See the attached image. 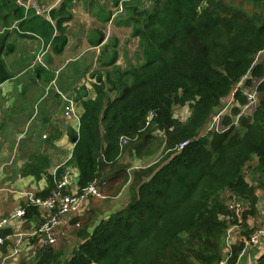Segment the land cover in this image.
I'll return each instance as SVG.
<instances>
[{
	"label": "trees",
	"instance_id": "obj_1",
	"mask_svg": "<svg viewBox=\"0 0 264 264\" xmlns=\"http://www.w3.org/2000/svg\"><path fill=\"white\" fill-rule=\"evenodd\" d=\"M168 1L152 3L153 15L163 17L160 20L167 33L159 26H150L146 20L137 21L135 38L140 39L143 61L122 72L113 84L114 89L120 85L118 94L106 108L93 106L83 118L90 125L104 113L101 118L105 131L109 126L106 118L116 121L118 127L109 135L103 134L101 140L95 135L98 128L95 127L89 142L81 143L76 151L78 185L84 188L94 179H104L106 184L116 185L114 192L124 185L128 177L125 167L112 168V173L104 178L102 174L110 166V151L115 149L119 135L137 136L132 142L136 152L150 153L153 131L161 132L166 147L174 152L153 173L148 168L137 174V178L144 175L147 178L138 183L136 195L123 209L99 220L65 260L60 259L61 249L52 252V256L41 249L35 264H103L111 252L110 242L128 233L132 240L118 246L119 264H220L227 228L222 217L228 212L220 191L230 190L255 209L256 189H264V97L253 117L239 118L244 127L242 132L235 131L230 116L225 114L220 118V130L210 131L208 138H196L203 122L221 106L220 101L241 74L243 59L237 56L235 48L239 38L210 4L198 14V0L188 1L190 6L175 2L173 7H167ZM23 10L16 8L14 14L20 15ZM25 12L38 15L33 8ZM248 29L253 33L247 36L242 49L254 53L264 47V28L248 26ZM173 45L175 48L169 51ZM241 96L245 101V94ZM176 104L189 106L190 114L183 122L174 118L172 109ZM149 111L154 116L146 125ZM238 111L233 108L231 115ZM114 134L116 137H112ZM183 141L186 144L178 150ZM252 159L256 163L247 167ZM247 168L253 171L250 180L245 174ZM166 197L175 205L152 237L158 246L145 249L140 256L133 241L146 237V221L158 209L157 201L165 203ZM182 205L181 211L176 212ZM243 248V243L231 246L228 264L237 262ZM253 264H264V250Z\"/></svg>",
	"mask_w": 264,
	"mask_h": 264
},
{
	"label": "crops",
	"instance_id": "obj_2",
	"mask_svg": "<svg viewBox=\"0 0 264 264\" xmlns=\"http://www.w3.org/2000/svg\"><path fill=\"white\" fill-rule=\"evenodd\" d=\"M30 1L36 3V0ZM40 1L46 12L37 16L25 12L32 7L23 6L25 11L17 16L13 10L0 11V221L20 208L25 210L21 219L10 218L6 228L0 230V236L7 237L5 244L0 245V264L36 263L44 248L38 246L35 231L43 222L44 214L30 203L31 198L44 199L56 188L65 172L69 177L67 186L74 190L80 188L77 149L81 143L89 142L95 127H98L95 135L99 140L118 127L116 121L106 118L109 126L105 131L101 118L104 113L90 125L83 118L93 106L106 108L119 91L120 85L114 89L113 84L122 72L135 67L134 61L124 68L117 64L118 43L110 44L105 34L108 26L116 27L113 16L107 13L106 6L104 19H101V12L95 17L101 9L100 0H89L83 5L90 13L89 19L73 6L77 0ZM130 21L125 18L123 24L130 27L135 38ZM109 45L117 47L104 59ZM96 64L109 69L93 71ZM68 65L70 68L66 70ZM148 113L146 125L152 119H147ZM176 118L181 122L185 119ZM219 126L220 118L218 130ZM136 137L124 134L116 137L115 149L110 151V166L102 172L104 178L112 173V168L125 167L128 177L124 185L114 192L111 201L101 203L102 192L112 185L106 184L104 179L91 181L99 187L103 197L85 202L82 220L73 222L70 220L73 217H69L57 225L58 237L70 236V231H80L77 236L90 234L96 225L89 224L88 219L83 222L87 214L96 223L106 214L116 212L114 209L124 208L131 199L126 188L132 184L136 195L138 183L147 178L144 175L135 179L136 174L148 168L152 173L157 170L159 165L152 159L153 152L139 153L132 146ZM95 204H103L106 208L98 212ZM74 238L75 244L65 250L69 254L77 249L82 239Z\"/></svg>",
	"mask_w": 264,
	"mask_h": 264
},
{
	"label": "rangeland",
	"instance_id": "obj_3",
	"mask_svg": "<svg viewBox=\"0 0 264 264\" xmlns=\"http://www.w3.org/2000/svg\"><path fill=\"white\" fill-rule=\"evenodd\" d=\"M26 0H0V11L1 10H15L16 8L23 7V4ZM89 0H77V3H74L78 10L82 13L83 17L86 19H89L90 13L87 11L88 9H84L83 5H85ZM96 1V0H95ZM154 0H100L98 3V6L101 8L99 12L95 13V17L100 13L101 19L105 17L104 14V8L107 6V13L109 15L113 16V24L115 23L116 27L110 25L111 27H107L105 30L106 37H108L109 43L113 44L117 41V46L109 45L108 49L104 51V59L108 58V54L111 51H114V49L117 47L118 51V61L117 64L124 67H129L130 64L133 63L137 66L141 64L143 61L141 52L143 51L141 49V43L140 39L137 40V38H133L131 35L130 27L126 28V25L123 24V21L125 18L127 20H130V23L133 28L132 32H135L137 28V21L146 22L152 26L161 27L160 30L165 31L167 33V28L165 24L160 20L163 19L161 15L156 14L158 17L154 16L153 13V5L152 3ZM167 0H160V2H164ZM191 0H169L167 3V7H173L176 3H185L190 6ZM40 0H36L38 8H40L43 13L46 10L44 7H42ZM160 8L164 7L163 3H160ZM198 6L196 8L197 13L199 14L201 10L207 8L210 4V7L214 8L227 22L228 26H231L234 29V33L237 35L239 40L237 41L236 48V54L241 57L243 60L241 61V74L239 75L237 81L234 83L232 90L229 92L225 98H222L221 100V106L217 108L214 113L208 116V118L203 122V127L197 131L196 138H208V135L210 133L207 131V127L209 125V117L212 115L219 116V113L222 114L219 118L222 119V116L225 114L230 116V122L234 123L235 125V131L242 132L244 129L243 126H241L239 122V118L243 117H253V115L256 113L258 107L262 103V97H264V47L256 50L254 53H250L248 50L244 51L242 49V45L245 43V40L247 36L250 33H253L251 30L248 29V26H251L256 29V27L264 28V0H198ZM94 10V9H93ZM46 12V11H45ZM133 15V17H132ZM99 16V17H100ZM141 24V23H140ZM146 24V23H145ZM136 34V32H135ZM157 34H160V31H158ZM108 43V42H107ZM108 45V44H107ZM175 48V45L171 46L169 51H172ZM134 53L139 55H134ZM70 68V65L66 68L68 70ZM93 68L95 70H106L109 69L106 66H97L93 65ZM97 68V69H96ZM255 70V71H254ZM92 71V72H93ZM254 71V73H253ZM256 90V96H255V103L250 105L248 108H245V105L247 104V101H244L241 96V93ZM233 93V100L230 101V103L227 104L226 100L230 95ZM238 93V94H237ZM240 93V94H239ZM243 100V102H242ZM227 107L223 111V107ZM233 108L239 109L238 113L235 116L231 115V110ZM173 114L178 118H185L186 120L190 114L189 106L188 104H184L182 106L176 104L173 106ZM183 120V121H184ZM182 121V122H183ZM231 124H228L230 126ZM164 133L161 134H154L153 140L149 143L150 148L148 150L152 151L154 153V156H152V159H156V165H163L162 163L169 155H171L174 150L169 149L166 147V143H164L165 137H163ZM150 152V153H152ZM253 161V162H252ZM249 162H247V167L253 166L256 161L252 159ZM245 174L247 176V179L250 180L252 178L253 171H251V168L245 169ZM210 175V173H209ZM137 174L135 179L137 178ZM211 182V181H208ZM130 184V183H129ZM115 186L106 187L104 189L103 196L104 198L99 199L101 203H107L108 201H111L110 197L114 196V189ZM135 187L130 184L129 187L126 188V191L130 194V198L132 199L134 196L135 191L133 190ZM177 189V188H176ZM198 190V188H197ZM220 191V190H219ZM220 194L223 195L225 198V203L227 205L228 212L226 213L225 217H222V219L227 221V228L225 230L224 235V249L221 253V262L220 264H228L227 260L231 256V246L237 245L239 243H243V250L240 251L237 257V262L235 264H252L255 260V257L257 254L264 248V239L259 237L258 234L260 231L264 228V189H256V195H257V204L255 209H252L249 201H243L242 199H239V197H235L234 193H231L230 190L224 189V191H220ZM196 195V194H194ZM187 198L189 200L191 197ZM233 196L234 200L238 202L241 205V209L238 211L235 210L233 205ZM46 197V196H45ZM33 199V198H31ZM130 199V200H131ZM186 200V201H187ZM90 202V200L88 199ZM167 202H163L162 200H158V209L153 213V218H149L147 223V235L140 241H133L136 246V254L142 255L144 253L145 249H155L158 246V242L156 239H152L153 235L163 226L165 219L171 214L173 210V205H175V202L166 197ZM185 201V202H186ZM130 202V201H129ZM99 204V203H98ZM95 204L97 208L100 210L105 209L106 207L103 204ZM184 205L178 208L176 212L181 211ZM24 209V208H22ZM123 209V208H122ZM40 210L43 212V209L40 207ZM117 210L118 209H114ZM121 210V209H120ZM251 211V214H250ZM97 212V213H98ZM114 213H108L105 217H101L98 219L102 220L106 217L115 214ZM85 213L82 212L79 215L73 216L72 220L73 222H78L79 219L82 220ZM45 217V214H44ZM20 219V218H19ZM91 223L92 226L95 223L94 218L89 217L88 214L83 219V222L86 220ZM92 221V222H90ZM63 222V221H62ZM61 222V223H62ZM170 223V219L169 222ZM60 224V223H59ZM80 231H70V236H62L61 238L57 236V239L52 244L48 245L46 249L47 254L49 256H52V252L54 253L56 250H62V256L60 259L64 258V260L67 258L66 256L71 255L67 253L65 250L72 247L74 243L75 244V238L74 237H83L82 235H79ZM252 237H257L258 242L254 243L250 241ZM132 240L131 233H128L125 237H118L115 238L110 242L111 246V252L107 256V259L103 262V264H119L120 260V253L118 250V246L122 245V243H126L128 241ZM70 241V243H67ZM81 239L79 240V242ZM78 247V245L76 246ZM75 247V248H76ZM42 257V256H41ZM31 260V258H29ZM28 260V261H29ZM35 262V261H34ZM34 262L32 264H34ZM27 263V262H25ZM96 264V263H95Z\"/></svg>",
	"mask_w": 264,
	"mask_h": 264
},
{
	"label": "built area",
	"instance_id": "obj_4",
	"mask_svg": "<svg viewBox=\"0 0 264 264\" xmlns=\"http://www.w3.org/2000/svg\"><path fill=\"white\" fill-rule=\"evenodd\" d=\"M23 6L25 8L32 7L35 9L37 14H40L42 10L38 8L36 3L30 0L26 1ZM247 104L245 108H248L251 104L255 103L256 92L254 90L244 92ZM233 100V93L227 98V104ZM227 107H223V111ZM219 116H212L207 131L218 130ZM154 116L153 112L148 113L147 119L150 120ZM124 142V140H123ZM186 144L185 141L178 146V150H181ZM69 183V177L67 172L62 176L60 182L56 184V188L50 192L44 199L34 198L31 199V204L42 208L45 214L43 222L39 225L40 227L35 231L37 235L38 246L42 248H47L48 245L55 242L57 239V225L64 221L66 218L79 215L84 211V204L88 199L101 198L103 197L99 187L92 183L87 184L84 188H77V190L69 188L67 185ZM233 205L236 211L241 209V205L234 200ZM25 213V210L20 208L10 217L0 221V230L5 229V224L10 218L21 219ZM259 237L264 239V228L258 234ZM6 236H0V245H4L6 241ZM250 241L257 243L259 240L257 237H252Z\"/></svg>",
	"mask_w": 264,
	"mask_h": 264
}]
</instances>
